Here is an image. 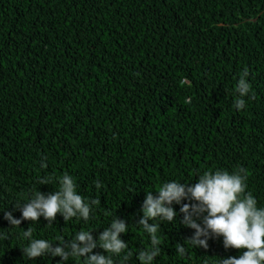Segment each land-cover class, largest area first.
I'll list each match as a JSON object with an SVG mask.
<instances>
[{
  "label": "trees",
  "instance_id": "obj_1",
  "mask_svg": "<svg viewBox=\"0 0 264 264\" xmlns=\"http://www.w3.org/2000/svg\"><path fill=\"white\" fill-rule=\"evenodd\" d=\"M243 71L252 98L236 112ZM241 166L246 192L264 206V0H0V264H58L27 260L23 231L31 226L55 247L80 230L96 238L113 212L129 225L120 238L135 254L149 246L135 225L148 191ZM63 173L99 201L89 222L57 214L52 225L39 218L9 229L3 210L19 218L13 204L57 190L38 180ZM183 203L191 202L172 206L175 223L160 225L155 264H219L240 254L222 238L188 246Z\"/></svg>",
  "mask_w": 264,
  "mask_h": 264
},
{
  "label": "clouds",
  "instance_id": "obj_2",
  "mask_svg": "<svg viewBox=\"0 0 264 264\" xmlns=\"http://www.w3.org/2000/svg\"><path fill=\"white\" fill-rule=\"evenodd\" d=\"M248 75L243 71L233 90L231 108L236 112L245 109L246 98H252ZM46 166L42 160L40 167ZM196 177L194 184L169 180L162 182L156 191L146 193L141 217L135 225L147 237L149 246L137 249L135 254L120 238L128 232L129 225L116 218L113 212L108 226L96 238L91 234L93 231L80 230L69 240L58 238L55 247L47 239L34 237L33 228L28 227L23 231L26 244L21 249L24 257L29 261L37 257H59L58 264H67L69 260H79L81 264H129L135 256L138 264H155L162 250L160 225L175 223L178 213L172 206L189 201L191 203H183L179 208V214H182L179 223L193 230L192 236L186 240L188 246L207 249L210 238H222L224 249L241 251L238 256L219 259V264H264V206H259L257 199L246 192L247 170L242 166L235 171L217 168L203 170ZM38 183H55L57 190L50 194L35 191L28 196L26 203L13 204V211L18 209L20 212L19 218L3 210V219L8 222L9 229L19 228L22 221L36 224L39 218L52 225L57 214L64 222L75 219L87 223L99 204L96 199L82 196L75 178L68 173L40 177ZM103 187L101 182H94L97 191ZM3 237L4 231L0 230V238ZM94 249L102 252L94 253ZM175 252L183 257L186 254L184 243L176 244Z\"/></svg>",
  "mask_w": 264,
  "mask_h": 264
}]
</instances>
